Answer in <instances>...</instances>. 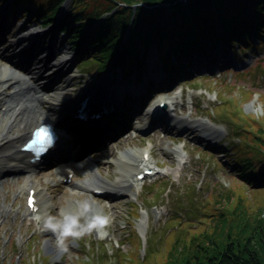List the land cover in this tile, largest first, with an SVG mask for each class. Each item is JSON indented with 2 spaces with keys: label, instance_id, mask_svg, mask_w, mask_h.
<instances>
[{
  "label": "rangeland",
  "instance_id": "1",
  "mask_svg": "<svg viewBox=\"0 0 264 264\" xmlns=\"http://www.w3.org/2000/svg\"><path fill=\"white\" fill-rule=\"evenodd\" d=\"M3 3L4 0H0V7L7 5ZM11 5L13 3L6 6V14L13 12ZM26 5L27 2L22 7L25 8ZM69 6L70 0L63 2L61 13L54 17L56 21L63 18ZM14 19L12 16L10 26L5 31L7 33H3L4 42L0 43V47L10 41L7 38L12 33L23 31V28H18V24L14 23ZM23 19L25 22L29 20ZM27 24L30 27L29 32L36 31L34 20H29ZM55 26L51 24V30L45 37H34L37 49L35 54L38 55L39 50H43L54 38L55 47H63L64 52L70 56V68L63 76L72 75L71 93H77L76 90L85 86L90 79L94 81L99 77L96 75L97 65L90 60L89 55H82L84 48L68 44L65 35L60 34ZM261 37L264 39V36ZM222 45L223 48L227 46ZM215 50V47H208L204 53L205 57L198 54L195 68L201 62L211 64L217 69L208 73L203 70L202 73L188 75L171 83L166 89H160L158 86L157 90L162 92L150 94L141 106L139 114L131 120L133 127H148V133L131 136L128 132L112 142L105 143L104 147L76 165V175L71 185H63L52 170H47L49 166L43 167L35 174L33 180L48 191L51 200L46 222L49 217H61L63 209L68 208L69 201L77 200L82 204L95 202L100 206L97 212L110 218V223L104 228L107 233L105 237H96L95 228H92L79 237H68L66 244L61 246L58 233L52 230L49 232L52 234L46 233L25 219V193L21 191L27 185L26 177L21 174L14 181H10L8 177L3 179L5 181L0 185V264H133L128 254L134 250L137 264H144V261H147V264H162L168 258L176 238L186 233L189 235L188 231L200 232L202 227L206 226L205 220L217 209L218 203H221L217 200L218 196L223 194L227 198L229 191L238 195L239 187L245 190L242 182L233 177L232 163L223 156L222 151L239 145L241 137L231 134L233 131L244 135L246 129H252L251 123L254 121L246 122L238 115L239 111L264 118V43L261 46L256 44L255 47L243 48H238L236 43H232L234 59L241 65L239 69H223L224 59L215 55ZM155 53L154 45H150L141 59L143 67L139 76L131 73L121 79L116 68H112L107 75L111 77V81L120 83L129 78L128 85L135 82L136 75V81L140 80V84L141 77L146 76L149 71L150 61L155 64L156 69H162ZM180 53L181 51L178 52ZM18 54L24 56L21 51ZM60 56L61 53H55L57 59ZM73 56L75 58H72ZM188 64H185L186 69L195 72L196 69H190ZM156 69L152 68L150 71ZM159 70L156 72L159 73ZM172 71L170 69L166 73L170 74ZM103 74H106V71ZM162 97H166L168 101L167 113L171 121L162 123L161 127L151 128L150 109L155 101ZM235 100L238 104H233ZM138 101L141 102L142 99ZM179 120L188 123L185 127L188 128L187 131H179L181 124L174 125ZM260 124L264 126V119ZM196 128L205 129L209 136L206 139L198 138L199 132ZM1 130L0 126V133ZM16 131L14 134H17ZM101 133L103 134L101 131L99 136H102ZM128 149H148L156 165L152 176L145 177L131 187L132 195L121 191L122 193L115 197L99 198L92 196L88 190L74 188L77 182L85 179L90 161L94 160L98 162V172L107 182L102 187L113 189L112 186H116V181L120 179V169L125 168L122 162L131 157ZM120 154L125 157L123 160ZM50 179H55L56 182L48 183ZM246 190L247 200L253 205L264 204L263 192H253L247 187ZM231 204H234V199H231ZM172 234L173 238L170 240Z\"/></svg>",
  "mask_w": 264,
  "mask_h": 264
},
{
  "label": "trees",
  "instance_id": "2",
  "mask_svg": "<svg viewBox=\"0 0 264 264\" xmlns=\"http://www.w3.org/2000/svg\"><path fill=\"white\" fill-rule=\"evenodd\" d=\"M26 1L32 7L24 12L36 23L47 24L63 0H20ZM57 30L71 46L84 48L81 53L89 55L98 71L110 67L121 70L123 76H139L141 59L150 45L157 49L164 70L172 67L171 52L200 51L205 42L261 46L264 0H188L186 4L179 0H70ZM238 115L246 122L254 121L252 129L247 124L244 135L233 131L241 137L239 145L223 150V156L232 163V175L245 190L264 193V126L260 124L264 118L243 110ZM245 190L239 187L238 195L229 191L227 198L218 196L221 203L205 220L207 227L176 238L162 264H264V204L253 205ZM135 254L136 250L128 254L133 264L138 262Z\"/></svg>",
  "mask_w": 264,
  "mask_h": 264
},
{
  "label": "bare ground",
  "instance_id": "3",
  "mask_svg": "<svg viewBox=\"0 0 264 264\" xmlns=\"http://www.w3.org/2000/svg\"><path fill=\"white\" fill-rule=\"evenodd\" d=\"M0 30L1 33L2 29ZM35 34L36 32L34 31L29 32L28 30H25L24 32L15 34L13 39L0 47V126L2 127V132L0 133V179L3 180L6 175L4 172L5 169L2 167L3 165L15 163L16 165H19L18 167H21L20 169L22 171L27 169L28 172L29 170V172L26 173L27 185L24 187V191L28 192V190L32 189L35 192L38 198L37 207H39V210L32 213V221L36 223V228L42 226L40 229L50 230L47 228L46 222H42L51 205L48 191L41 188L40 184L33 180V172L37 168H34L28 161H26V163L22 162L21 160H24V158L19 155L20 152H14L13 150L15 145L20 143L26 134L31 132L40 124H44L45 122L59 123L63 120V118L67 117L71 112V103L70 105L67 104L72 101V97L77 95H74V92L71 93L72 75L70 76L69 74L67 76H63L65 72L69 70L71 64L67 53L64 52V48H52L49 46L47 56L43 57L42 54L36 55L35 51L37 49L35 48L36 44L34 42V37L36 36ZM18 50L24 53L23 57L16 53L19 52ZM55 53H61L62 56L57 59L55 57ZM37 56H39V58ZM16 57H19V59L15 60ZM151 66L152 62L150 61L148 67ZM107 79H104V82ZM91 82L92 81H89L86 86L76 90V92H79L78 96L88 94V97H90V95L94 97L97 95V85L94 86ZM92 87L95 89H92ZM99 88H103V86H100ZM123 88L127 89V86ZM164 100L166 99L164 98ZM44 104L48 105L46 111L43 107ZM166 105L167 102L164 106ZM154 108L155 105L153 109ZM153 112L154 111L151 110V114H154ZM72 114L73 113L70 115ZM164 116L169 117L168 113H165ZM159 117H161V115ZM162 120L164 121V117ZM162 120L160 122H162ZM151 121H154L153 123L157 122L156 120ZM174 124H181L180 126L183 127V130L188 125V123L180 120ZM67 126L68 128H71L70 124ZM16 130H18V132ZM185 130L187 131L188 128H185ZM15 131L17 134H14ZM22 132H24V134H22ZM61 133H64V131ZM122 135L117 138L122 137ZM73 136L74 134L69 137V141H73ZM73 144V142H70L69 145L71 146ZM76 146L77 144L74 147ZM93 149H86L81 158L77 161H81L86 158L90 152L93 153V151H98L95 148ZM70 150L72 151L71 148ZM64 152L68 153L66 149H64ZM128 152L131 157L125 159L127 163L125 161L122 162V165H124L125 168L124 170L120 169V179L116 181V186L107 184L112 186L113 189L111 192L117 190V193H115L116 195H119L121 191H127L130 193L131 187L138 183L134 178L136 173L141 172L143 169L153 170V173L156 171L154 168L155 165L149 157L150 154L148 149L143 151L146 158H139L142 150L138 151L135 149H128ZM6 154H8V156H5ZM61 156L62 155H59V158ZM120 158L123 160L125 157H123V154H120ZM7 159L9 160L6 161ZM66 164L70 163L66 162ZM25 165L26 167H24ZM88 168L89 169L86 170L85 179L80 181L76 185V188L79 190L90 189V191L103 190L101 189V186L107 182L104 181L103 177L98 172V162L91 160ZM50 182L55 183L56 180L50 179ZM89 203H92V211L93 213H96L97 208H100V206H98L95 202ZM68 205V208H64L62 213H75L82 203L76 200L74 202L69 201ZM97 231H99V229L94 231L96 237H98Z\"/></svg>",
  "mask_w": 264,
  "mask_h": 264
},
{
  "label": "clouds",
  "instance_id": "4",
  "mask_svg": "<svg viewBox=\"0 0 264 264\" xmlns=\"http://www.w3.org/2000/svg\"><path fill=\"white\" fill-rule=\"evenodd\" d=\"M110 223V218L100 212L93 213L92 203L84 202L75 213L64 212L61 217H49L46 226L60 236L61 246L68 237H79L92 228H97V236L103 238L107 233L103 229ZM66 250V249H65Z\"/></svg>",
  "mask_w": 264,
  "mask_h": 264
}]
</instances>
